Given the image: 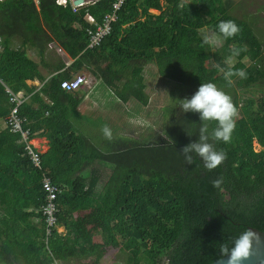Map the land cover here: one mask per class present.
Here are the masks:
<instances>
[{
    "label": "trees",
    "instance_id": "16d2710c",
    "mask_svg": "<svg viewBox=\"0 0 264 264\" xmlns=\"http://www.w3.org/2000/svg\"><path fill=\"white\" fill-rule=\"evenodd\" d=\"M114 2L98 0L74 11L57 0L0 1V119L13 106L8 87L33 93L38 107L25 101L20 114L33 136L43 128L50 140L37 167L20 134L9 125L0 128V263L104 264L109 248L93 239L102 230L109 246L125 255L117 264H211L225 256L221 245L231 246L240 232L264 230V41L255 20L234 15L227 0H125L111 31L88 48L85 14L102 22ZM229 19L240 31L225 39L217 24ZM205 28L224 43L205 42ZM53 44L75 58L70 69L87 64L123 102L150 103L144 74L148 61L156 63L161 76L189 87L187 97L201 83L216 82L238 111L230 141H211L226 158L211 170L195 153L191 164L185 161L182 148L198 138L202 123L211 131L216 122H202L198 113L183 112L179 104L171 109L163 135L105 149L69 115L79 116L81 98L76 90L61 87L70 78L68 71L41 89L53 105L28 84L45 79L28 49L43 55ZM234 47L244 50L232 55ZM229 67L245 69L246 77L232 76L229 83L224 77ZM252 87L262 94L242 95ZM97 160L112 164L107 177L102 179L96 166L85 177V165ZM45 175L63 189L58 224L66 228L64 233L53 228L48 244L41 210ZM216 179L219 186H213Z\"/></svg>",
    "mask_w": 264,
    "mask_h": 264
},
{
    "label": "rangeland",
    "instance_id": "374dc122",
    "mask_svg": "<svg viewBox=\"0 0 264 264\" xmlns=\"http://www.w3.org/2000/svg\"><path fill=\"white\" fill-rule=\"evenodd\" d=\"M230 2V11L241 18L247 20L254 19L256 22V30L260 38L264 41V0H227ZM155 13H159L158 10H153ZM202 35L207 36L208 39L213 43L214 47H218L224 43L223 38L213 32L212 30L205 28L201 31ZM55 46V45H54ZM235 57L230 58V62L235 61ZM144 74L146 77L147 87L146 91L150 96V103L148 105H142L137 101H132L129 105L116 99V95L112 92L111 87L106 85L103 81L96 88L101 91L103 101L106 102L111 111H117L115 117L106 120L105 114L95 113L92 116V120L99 121L93 124L89 121L85 124L87 128L102 129L104 123L109 126L112 130V139L109 140L102 135L103 140L106 143L108 149L113 148L111 146L122 144L133 145L137 139L140 141H146L151 139L153 136L163 135L165 128L167 127L171 109L179 104V98L187 97L189 87L186 85L165 78L158 73L157 65L153 61H148L144 65ZM81 88V87H80ZM79 88V89H80ZM93 92V90H92ZM262 90L259 87H252L247 90L241 91L242 95H256L260 96ZM101 95V94H100ZM100 95L95 94L96 99L99 100ZM88 135V130L85 129ZM152 136V137H150ZM96 138L97 134H93ZM120 138V140H116ZM95 140V139H94ZM122 140V141H121ZM257 150L262 149L259 144H256ZM93 166L105 167L101 161L95 162V164L88 163L85 165L83 174H88L87 170H91ZM97 242L108 246L109 251L106 255L104 264H117L118 262L124 261V254L120 252L118 248L109 246V240L107 235L100 231L94 232ZM66 264H79L78 260H73Z\"/></svg>",
    "mask_w": 264,
    "mask_h": 264
},
{
    "label": "clouds",
    "instance_id": "9594fccd",
    "mask_svg": "<svg viewBox=\"0 0 264 264\" xmlns=\"http://www.w3.org/2000/svg\"><path fill=\"white\" fill-rule=\"evenodd\" d=\"M217 30L225 39L233 37L240 31V26L234 20H221L217 24ZM205 42H210L208 37H204ZM243 47L231 49L232 55H239ZM247 73L243 68L229 67L224 72L225 79L231 83L232 76L246 77ZM179 107L183 112H194L199 114L200 121H215V126L209 131L208 124L202 123L199 129V136L182 148L184 159L187 163L193 162V153L198 155L206 169H214L226 158V153L217 150L212 140L229 142L236 125L238 116L237 107L234 105L232 97L222 87L214 81L203 82L198 89L190 96L179 98ZM105 138L112 139V130L104 125L101 129ZM220 179L214 180L213 186H219ZM252 229H245L240 232L228 244L221 245V253L228 258V264H240L242 258L249 256L251 245L256 237Z\"/></svg>",
    "mask_w": 264,
    "mask_h": 264
},
{
    "label": "crops",
    "instance_id": "0c3cea01",
    "mask_svg": "<svg viewBox=\"0 0 264 264\" xmlns=\"http://www.w3.org/2000/svg\"><path fill=\"white\" fill-rule=\"evenodd\" d=\"M14 43H15V45H17L18 40H15ZM28 55L40 64V71L44 75V78H45L44 80H41L39 78H36L34 80H28V84L33 85L35 87L34 91L39 92L40 95L45 100V102L48 104H51V105H53L52 99L49 98L46 93L41 92V89L43 88L46 81L51 79L53 76H58V75L63 74L64 72H67V71H68V74L70 75V77H72L73 75H75L76 73H79V72L86 74L88 82L83 84L80 89L75 91L76 92L75 94H78L79 97L81 98V99H79L80 104L77 107V111L79 112V116H76L75 112H71L69 115L78 120V123L81 125L82 131H85V129H87L88 135L90 137L98 140V142H97L98 144L103 146L105 149H108L106 147L105 141L103 140V137H101V135H102L101 129H94V127L93 128H87L85 126V124L88 121L92 124L94 122H96V124L99 123V121L92 120V117H93L92 115L95 113L100 112L101 114H105L107 121L109 119L115 117V115H117V111H111L110 106L106 102L103 101L104 99H103L101 91L98 90V92H97V90H96V88H98V86L101 84L102 80L97 78L91 72V70L87 64H84L81 69H77V70L70 69L71 64L75 61V58L71 57V55H69V53L67 51L60 50L59 46L56 44L50 45L49 48L45 51V53L43 55L39 54L37 52V50H35L33 48H29L28 49ZM111 89H112V92L116 95V99L120 100L118 95L116 94V92L113 90L112 87H111ZM92 90H93V92H92ZM20 91H22V90H20ZM22 92L24 94L28 95L26 102L31 103L34 108L38 107L39 103L36 100H33V96H34V95L32 96L33 93H25L24 91H22ZM96 93H97V96L101 94L99 97V100L96 99V97H97V96H95ZM121 102H123V101H121ZM131 102L132 101L130 100V101H126L123 103H126L127 105H129ZM70 106H71V104H70ZM46 113L49 114L48 111ZM104 125H106V124L104 123ZM6 126H7L6 119L5 118L0 119V128L2 129V128H5ZM44 132H45V129H43V128L39 129L37 131L36 135L34 136V139H33L34 145L38 149H40L42 153H46L50 148V140L47 137V135H45ZM93 134H97V137L94 138ZM116 140H120V138H117ZM112 142H115V140L112 139ZM123 144H125V143H123ZM111 146L118 147L117 145H114V144H112ZM97 161H101V163L105 164L104 168L96 166L97 168H100V170H99L100 174L99 175H101V178L105 179L109 173V169L112 168V164L105 161V160H97ZM93 164H95V163H93ZM91 170H89V171L87 170V172H89L88 174H83V173L82 174L85 177H88L91 174ZM97 190H100V187H98ZM60 231L64 233V232H66V228L63 225H60ZM100 231H102V230H98L97 233ZM93 239H94L95 243H99L96 240L95 234L93 235ZM0 264H9V263L3 262Z\"/></svg>",
    "mask_w": 264,
    "mask_h": 264
},
{
    "label": "built area",
    "instance_id": "2783aa9c",
    "mask_svg": "<svg viewBox=\"0 0 264 264\" xmlns=\"http://www.w3.org/2000/svg\"><path fill=\"white\" fill-rule=\"evenodd\" d=\"M34 1L36 3L40 2V0ZM97 1L98 0H82L80 3L75 4V0H57L59 4H70L74 11H78L80 7L96 3ZM124 1L125 0H115L113 10L105 15L102 22H99L91 13L85 14V19L89 23L86 27L89 35L88 48H93L100 44L103 38L111 31L112 23L118 18V10L121 8ZM2 49V38L0 37V51ZM59 49L62 50L61 48ZM87 82L88 79L86 74L79 72L70 78L63 79L61 81V87L66 91H75ZM7 91L10 94V101L13 103V106L11 107L10 114L6 118V123L10 126L13 133L20 134V142L24 144L25 151L34 165L41 167L43 153L33 143L34 136L32 135L31 127L28 125L27 118L20 114V106L26 101L28 95L24 94L22 91H13L10 88H7ZM42 184L46 196L41 210L47 230L46 244H48V238L51 235L52 229L58 228L60 231V225L58 224V213L60 211L58 199L63 189L55 184L47 175L44 176ZM54 264L60 263L58 260H55Z\"/></svg>",
    "mask_w": 264,
    "mask_h": 264
},
{
    "label": "water",
    "instance_id": "95a60500",
    "mask_svg": "<svg viewBox=\"0 0 264 264\" xmlns=\"http://www.w3.org/2000/svg\"><path fill=\"white\" fill-rule=\"evenodd\" d=\"M81 1L82 0H75L74 3L78 4ZM250 229L254 230L257 235L251 245L249 256L242 258L240 264H264V230L255 227H251ZM211 264H228V258L225 255Z\"/></svg>",
    "mask_w": 264,
    "mask_h": 264
}]
</instances>
